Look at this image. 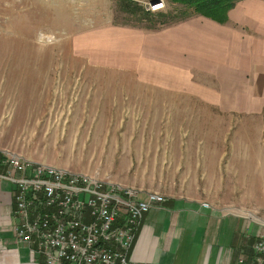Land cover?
Listing matches in <instances>:
<instances>
[{
	"label": "rangeland",
	"instance_id": "374dc122",
	"mask_svg": "<svg viewBox=\"0 0 264 264\" xmlns=\"http://www.w3.org/2000/svg\"><path fill=\"white\" fill-rule=\"evenodd\" d=\"M121 1L0 0V100L10 120L2 148L127 185L166 182L171 168L175 180L221 178L262 221L263 114L238 112L234 102L225 113L197 100L169 104L147 82L117 76L111 85L82 65L91 37L84 29L98 21L156 27L193 14L166 2L139 20ZM97 94L120 103H97Z\"/></svg>",
	"mask_w": 264,
	"mask_h": 264
},
{
	"label": "crops",
	"instance_id": "0c3cea01",
	"mask_svg": "<svg viewBox=\"0 0 264 264\" xmlns=\"http://www.w3.org/2000/svg\"><path fill=\"white\" fill-rule=\"evenodd\" d=\"M228 10L223 22L200 12L156 27L98 21L90 31L84 29L91 37L84 44L89 54L82 57V65L96 80L104 77L111 85L117 76L147 82L159 88L169 104L197 100L225 113L232 112L234 102L238 112L264 115V0H237ZM96 96L97 103H106ZM119 100L109 98L112 103L106 104L118 106ZM6 108L0 100V135L10 121ZM5 141L0 136V148ZM171 170L166 182L131 183L166 194L142 216L128 252L132 264L250 262L264 212L260 221L253 201L251 207L250 200L234 199V189L221 178L184 175L175 180ZM13 192L14 184L0 178V264H48L42 252L31 251L15 236Z\"/></svg>",
	"mask_w": 264,
	"mask_h": 264
},
{
	"label": "built area",
	"instance_id": "2783aa9c",
	"mask_svg": "<svg viewBox=\"0 0 264 264\" xmlns=\"http://www.w3.org/2000/svg\"><path fill=\"white\" fill-rule=\"evenodd\" d=\"M0 178L14 184L15 236L48 264H132L128 252L144 212L166 198L7 148H0ZM262 228L247 264H264Z\"/></svg>",
	"mask_w": 264,
	"mask_h": 264
},
{
	"label": "trees",
	"instance_id": "16d2710c",
	"mask_svg": "<svg viewBox=\"0 0 264 264\" xmlns=\"http://www.w3.org/2000/svg\"><path fill=\"white\" fill-rule=\"evenodd\" d=\"M169 2H178L184 8H191L192 12L202 13L218 21H226L228 18V9L237 0H168ZM123 4V5H122ZM121 6L123 10H127L134 15L136 19H151V11L146 9L144 5L137 0H122ZM191 13V12H190Z\"/></svg>",
	"mask_w": 264,
	"mask_h": 264
},
{
	"label": "bare ground",
	"instance_id": "6f19581e",
	"mask_svg": "<svg viewBox=\"0 0 264 264\" xmlns=\"http://www.w3.org/2000/svg\"><path fill=\"white\" fill-rule=\"evenodd\" d=\"M156 2H159V3H156ZM164 5H165V2L163 0H155L153 2H149L148 10L155 11V9L161 8ZM146 9H147V4H146Z\"/></svg>",
	"mask_w": 264,
	"mask_h": 264
}]
</instances>
